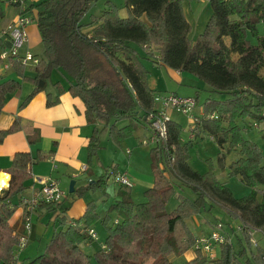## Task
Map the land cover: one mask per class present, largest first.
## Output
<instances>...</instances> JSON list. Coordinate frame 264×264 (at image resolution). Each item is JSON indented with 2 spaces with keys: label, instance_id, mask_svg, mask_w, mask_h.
I'll return each instance as SVG.
<instances>
[{
  "label": "trees",
  "instance_id": "16d2710c",
  "mask_svg": "<svg viewBox=\"0 0 264 264\" xmlns=\"http://www.w3.org/2000/svg\"><path fill=\"white\" fill-rule=\"evenodd\" d=\"M96 1L44 0L28 7V11L38 9L35 20L43 57L35 66L33 78L24 76L25 67L19 57L4 60L19 77L35 85L19 109L47 87L52 71H62L69 78L70 95L84 104L87 123L100 125L93 129L87 144L89 165L101 148L103 132L120 146L148 123L146 117L156 104L144 62L188 73L215 94L202 103L199 128L225 150L217 158L219 166H223L227 154L236 153L227 172L230 177H239L249 192L236 197L211 170L200 174L192 169L188 164L190 143H180L182 128L169 120L166 139L150 150L154 184L144 192L145 202L135 204L130 188L119 186L118 200L109 205L103 216L97 213L94 201L86 203L82 216L72 221L81 223L80 228L65 224V216L59 215L65 208L58 214L60 228L28 264H173L170 256L180 257L191 249L195 257L182 264H264L263 248L255 247V252L246 257L245 248L237 250L228 234L219 246V255H204L195 248L197 237L187 223L207 206H217L238 222L249 247L252 233L259 232L264 237V155L256 143L242 134L256 123L264 139V77L260 74L264 68V0H208L211 14L195 40L189 38L191 27L184 16L182 0H124V17L108 1L101 14L91 16L87 25L83 17ZM5 8L0 0V19ZM0 48L5 49L1 41ZM19 87L17 81L0 76V112L6 95ZM54 87L57 93L53 99L47 94V106L56 104L63 92L58 83ZM194 98L198 102L199 96ZM123 121L127 124L118 127ZM20 130L25 132L29 144L39 142L38 129L21 125L16 118L9 128L0 130V144ZM40 158L38 153L36 159ZM33 160L29 152H17L4 171L10 179L8 187L0 190V264L15 260L21 234L9 226L14 214L9 201L25 190ZM174 182L189 189L193 197L179 195L177 207L168 211ZM106 184L107 178L102 175L73 187L70 195L84 197ZM59 204L39 207L51 212ZM111 213L116 214L115 219H111ZM98 221L107 230L104 248L97 244L93 252L87 253L81 248L88 243L86 230Z\"/></svg>",
  "mask_w": 264,
  "mask_h": 264
},
{
  "label": "crops",
  "instance_id": "0c3cea01",
  "mask_svg": "<svg viewBox=\"0 0 264 264\" xmlns=\"http://www.w3.org/2000/svg\"><path fill=\"white\" fill-rule=\"evenodd\" d=\"M42 1L44 0H33L31 2V5H38ZM203 1H205L209 7L208 0ZM196 2H199V0H196ZM192 3H194L193 0H182L184 16L188 21L191 29L195 30L194 27L196 26V31L194 34L196 36L197 34L199 35L203 32L210 17L211 10L209 7L208 19L206 18L205 21H201L200 24L199 21H196L193 14H190ZM15 14L16 11L14 10V8H5L4 17L0 19V33L14 18ZM124 16H126V14H124L122 17ZM31 18L32 21L26 27L28 40L25 46L22 48L21 54L29 51L32 54L36 55L38 59H41L43 57L41 38L37 28L35 16ZM190 39L195 40L194 38ZM141 53L144 56V53ZM144 64L149 71V86L154 91L155 95L172 93L181 97H195L196 95L200 97L201 91L208 92L207 87L202 81L188 73L175 71L164 67H156L149 62H144ZM154 68L157 69V71L152 74ZM34 69L35 66L25 68L24 76L27 78H33L35 76ZM166 72L168 73L170 78H173L177 82L178 89H176V91H161L163 89H160V85L164 84L166 88H168V83L166 81ZM59 73L53 72L51 77L53 83L50 81V85H48L44 90L39 91L37 94H35V96L29 101V103H27V105H25L22 109H19L20 104L33 91L35 85L31 81L23 80L21 77H19L10 66L8 61L0 60V76L4 79L15 80L20 84L19 89L11 94H7L5 97L3 107L0 112V130L9 128L14 120L16 118H19L21 125H28L38 129L40 135L39 142L31 145L27 141L25 132L23 130H20L8 135L0 144V181L1 179H3V181L6 182L5 186L0 183V190L6 189L8 187L10 176L4 171L11 165L15 153L29 152L34 158L33 164L31 165L29 170L30 178L25 182V190L19 195L11 198L9 201L10 206L14 208V214L9 220V226L15 232L25 234L27 240L26 247L22 251L18 252L17 264H24V261L30 258L32 254H34V252H37L36 255L40 254L43 250L42 245L44 244V242L47 243L50 240L52 234L60 228L59 215L62 214L58 215V212H61L59 205H62L64 203L65 198L60 202L58 207H56V209L51 212H48L43 208L41 209L40 207L34 210L30 214L31 228L28 232L24 231V214L27 212H25V207L22 205V202L24 199L31 198L40 190V180L52 178L59 183V186L61 187L60 189L65 193V195L67 192L70 195L71 188L83 186L87 182L95 180L98 177L102 176L104 172L114 171L125 173L132 183L130 191L131 198L135 204L145 202L142 194L146 190L152 188L154 184L153 174L150 167V155L148 151L146 152V150H143L147 148L142 147L138 150H134L136 147L135 145L140 146L143 140L150 137L151 130L149 129L148 123L144 124L137 131H135L130 138L125 139L120 146L114 145L108 138V135L107 137L103 138V141L100 143V152H106V150L109 149L112 150V154H107L106 169H104L103 165L96 166L94 169L91 168L92 161L89 165H87V144L89 138L91 137L93 129L100 128V125L87 123L85 118L84 104L79 98L70 95V93L68 92L69 78L67 76H64L61 72ZM260 74L264 77V68L261 69ZM56 83L61 85V87L63 88V92L58 95V102L56 104L47 106V94H50L51 98L53 99L57 93L54 87V84ZM193 114L195 117H201L203 115L202 103L200 99L197 102V107L195 108ZM168 115L170 121L176 122L182 128L183 132L179 136L180 143L187 142L188 136L190 134L186 136V139L185 135L183 134L186 132H184L185 129L183 128L187 124L188 127H190L189 118L185 115L178 114L173 111H170ZM126 124L127 122L123 121L118 123L117 126L122 127ZM250 130H254V128ZM255 130L260 132V128H257ZM105 133L106 132H103L102 134ZM194 136L196 137V141L198 143L199 141L201 142L207 139L209 141L210 139H212L215 142L211 135L201 131L200 128H197V130L194 132ZM132 137L136 142H131ZM110 142L114 146H111ZM252 142L256 143L259 146L261 152L264 155V139L262 138V136V144L254 140ZM216 146L218 148V158L221 153L225 152V150L220 148L217 144ZM132 148L134 149L132 150ZM38 153H40L42 156V158H40L39 160L36 159ZM121 154H123V156H121ZM225 157L226 158L223 162V167L227 168V166L237 158V155L236 153H230ZM188 164L190 165L189 161ZM197 172L202 174L199 171ZM223 174L225 173L216 174V176L219 181L225 183L227 182V180H225L226 174ZM237 178L239 179V177ZM64 186H68V189L65 190ZM118 187L119 185H117L116 189L114 190L113 203L118 200V197L116 195ZM88 194L89 193L85 194L82 199H85V201L86 199H88L86 203L88 201H94L96 206H98V200H101L102 203L106 201L105 204H107L108 197L110 196L107 192V194H105L104 196L99 195L98 198L94 199L87 198ZM75 200L76 199L72 197L70 203L71 207L74 205ZM86 203L79 210L80 212L82 210V213L78 217H65L66 225H68L72 221L79 219L82 216L85 211ZM98 210L99 209H97V213L100 216H103L105 214V212H99ZM171 210L173 209H169L168 211ZM109 216L111 217V219L116 218V214L114 213H111ZM214 222L215 221H208L205 217L202 218L200 215L190 217L187 220L189 227L196 237L208 234ZM97 224L98 222L95 223L92 228L94 229ZM236 225L237 230L240 231L238 229L240 227L238 222ZM251 243L254 247L264 248V237L259 232H254L251 235ZM34 244H37L35 251L30 250L29 252H27L28 247H31ZM96 244L97 243L95 242L85 243L83 246H81V248L85 252L91 253V248H96ZM194 257L195 253L191 249L185 252L180 257L170 256L169 259L173 264H182L184 262L192 260Z\"/></svg>",
  "mask_w": 264,
  "mask_h": 264
},
{
  "label": "rangeland",
  "instance_id": "374dc122",
  "mask_svg": "<svg viewBox=\"0 0 264 264\" xmlns=\"http://www.w3.org/2000/svg\"><path fill=\"white\" fill-rule=\"evenodd\" d=\"M108 1L110 3H112L117 8L119 16H123L124 14L127 15V10L124 7V0H97L96 2H94L91 5L89 11L83 17V21H84L83 23L88 25L90 23L91 16H95V17L99 16L101 14V11L103 9H105L106 2H108ZM189 1H192V0H189ZM193 2L194 3H192L191 9H190V12H191L190 14H193L196 21H199L201 24V21L203 22V21H205L206 18L208 19V17H209V7H208L207 3L203 0H199V2H196V0H193ZM37 12H38V9L34 8V10L30 14L31 17L36 16ZM194 28H195V30L190 29L189 35H190V38L195 39L198 34L196 36L194 35L195 31H196V26ZM149 68H150V66H149ZM155 71H157V69L154 68V71L152 72V74H154ZM53 72H57V73L61 72L62 73V71L54 70L51 73V77H52ZM166 74H167L166 81L168 83V88H166V86L164 84L160 85V87H161L160 89H163L161 91H168V92H170L171 90L176 91V89H178L177 88V86H178L177 82L173 78H170L167 72H166ZM63 75L65 76V74H63ZM51 77L47 82V86L50 85L51 82L53 83ZM157 91H159V90H157ZM178 93H180V92H178ZM200 95L201 96L199 97V99H200L201 103H203L205 97H207V96L209 97V95L211 97H215V94H210V92H202L201 91ZM183 129H185L184 132H186V133H183V134L185 135V138L187 139L186 136H188V134H190L188 124L186 126H184ZM182 132L183 131H181V133ZM242 134H243V137L245 139H247L249 141H253V140L258 141L260 144H262L259 131H256L255 129L254 130L248 129V130H243ZM104 137H107L106 133L101 135V140H100L101 142L103 141ZM131 142H136L133 139V137L131 138ZM188 142L190 143V147H189V151H188V153H189L188 161L194 170L199 171L202 174H206L211 170L215 174V176H216V174L225 173L226 175L223 174V175H225V180H227V182H225V184L227 187H229V189L232 191V193L236 197H242V196H245L246 193L248 194V191H249L248 187H246L236 176L230 177L228 175L226 167L218 165V163H217L218 148L212 139H210V141L208 139L203 140L201 142L199 141V143H198L196 141V137L194 140L189 141V136H188L187 142H185V143H188ZM110 144H111V146H114V145H112L111 142H110ZM135 146H136L135 149L132 148V150L133 149L138 150L139 148L146 147L147 149H143V150H146V152L148 151L149 155H150V150L155 147V145H149V144L144 145L142 143L140 144V146H138V145H135ZM107 154H112V150L109 149V150H106V152H100V150H99L97 155L91 160L92 161L91 168L94 169L96 166L103 165L104 169H106V167H107L106 166ZM121 156H123V154H121ZM108 161H107V163H108ZM123 163H124V160H123ZM113 173H115V172L114 171L104 172L103 176H105L107 178V184L103 187V189L98 190L95 193L88 192L89 194L87 195V198H94V199L98 198L99 195L104 196L105 194H107V192L109 193L108 195H110L108 197L107 204H105L106 201L102 203L101 200L100 201L98 200V206H96V211H97V209H99L98 210L99 212L100 211L103 213L106 212L109 205H111L114 201L113 200V194H114V190L116 189L118 184L113 182V175H112ZM174 183L176 184L175 185V192H174V195L170 198L169 202L167 203V209L168 210L169 209L174 210L177 207V205H178L177 199H178L179 195H182L184 197H193V195L189 189H187L183 186H179L178 182H174ZM67 187L68 186H64V189L67 190L68 189ZM142 196L145 199L144 193L142 194ZM63 198H65L64 203L62 205H59V208H60V211L67 208V210L66 211L64 210V213H62V215H64L66 218L72 217V216L78 217L82 213V210H81V212L79 210L85 205L86 201L88 200V199H86V201H85V199H82V197L75 198L76 200L74 202V205L71 207L70 203H71L72 196L69 195L67 192ZM58 214H59V212H58ZM196 215L197 216L200 215L202 218L205 217L208 221H211V222L220 221L221 223H223L225 225L224 228H225L226 233L229 234L228 238L232 242L233 246L237 250H240L242 247H244L246 257L251 256V251L255 252L256 248L252 245V243H251V247H249L247 245L246 241L243 239L240 231L237 230V227H236L237 222L235 220H232L228 216V214L224 210H222L221 208H219L217 206H213L212 208H210L207 206L205 208V210L204 209L200 210V212ZM196 215H194V216H196ZM231 227H233V228H231ZM94 229H95V232H96L97 237H98V241L95 243L103 244L104 240H105V236L107 235V230L100 224L99 221H98V224L95 226ZM252 240H253V238H252ZM45 243L46 242H44V244L42 245L43 250L45 247ZM97 244H96V246H98ZM36 247H37V244H34L31 247L29 246L27 249V252H29L30 250L35 251ZM93 249L95 250L96 248L95 247L91 248L92 252L94 251ZM36 253L37 252H34V254H32V256L30 258L25 260L24 264H28L32 259H34L37 256ZM216 255H219V247H217L215 249V256Z\"/></svg>",
  "mask_w": 264,
  "mask_h": 264
},
{
  "label": "built area",
  "instance_id": "2783aa9c",
  "mask_svg": "<svg viewBox=\"0 0 264 264\" xmlns=\"http://www.w3.org/2000/svg\"><path fill=\"white\" fill-rule=\"evenodd\" d=\"M5 7H12L16 11L14 18L10 23L2 30L0 33V41L5 44V49L0 52V59L7 60L11 56L19 57L21 64L25 67H34L37 65L39 59L36 55L29 51L21 54L22 48L27 43L28 37L26 33V27L32 21L31 12L28 11V7L31 5L33 0H3ZM6 42V43H5ZM8 44V46L6 45ZM154 102L156 107L152 112H150L146 119L148 122L149 129L151 130V135L146 138L141 143L146 145L157 146L162 140L166 139L167 136V122L169 121L168 113L170 111L176 112L178 114L185 115L189 118V138L194 140V132L200 127L201 117H195L193 112L197 107V101L194 97H181L172 93L157 94L154 96ZM264 114V109L261 112ZM211 118L216 117L214 115L209 116ZM252 128L257 129L259 125L254 123ZM173 158H171V161ZM113 175V182L119 186L131 187L132 183L125 173L115 172ZM41 184L40 190L35 193L31 198L24 199L22 205L25 207L24 214V231L28 232L31 228V218L30 214L36 210L41 204L49 203H59L64 198V192L60 189L59 183L52 179L47 178L40 180ZM71 226H76L78 228L82 227V224H76L75 222L69 223ZM225 225L221 222H216L211 227V230L206 235H201L197 237L195 248L199 249L204 255L208 257L215 256V249L225 242L227 238V233L225 231ZM240 230V227L238 228ZM88 235V243L97 242L98 237L94 229L88 228L86 230ZM27 245V240L25 234H21L19 237V242L14 254V262L12 264H17L18 252L22 251ZM101 248L104 245L98 243Z\"/></svg>",
  "mask_w": 264,
  "mask_h": 264
},
{
  "label": "water",
  "instance_id": "95a60500",
  "mask_svg": "<svg viewBox=\"0 0 264 264\" xmlns=\"http://www.w3.org/2000/svg\"><path fill=\"white\" fill-rule=\"evenodd\" d=\"M6 45L8 46V44H6ZM39 86H40V87L43 86V82H40V83H39ZM72 189H73V188L70 189V193L72 192Z\"/></svg>",
  "mask_w": 264,
  "mask_h": 264
},
{
  "label": "bare ground",
  "instance_id": "6f19581e",
  "mask_svg": "<svg viewBox=\"0 0 264 264\" xmlns=\"http://www.w3.org/2000/svg\"><path fill=\"white\" fill-rule=\"evenodd\" d=\"M0 183L5 186L6 182L3 181V179H1Z\"/></svg>",
  "mask_w": 264,
  "mask_h": 264
}]
</instances>
